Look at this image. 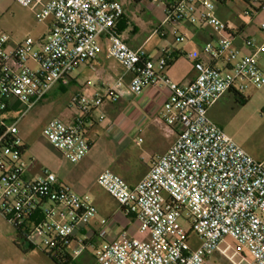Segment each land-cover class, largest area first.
Masks as SVG:
<instances>
[{
	"label": "built area",
	"instance_id": "1",
	"mask_svg": "<svg viewBox=\"0 0 264 264\" xmlns=\"http://www.w3.org/2000/svg\"><path fill=\"white\" fill-rule=\"evenodd\" d=\"M37 0H16L23 8ZM163 5V20L151 35L162 37L172 25L178 41V24L209 28L211 41L185 56L195 77L186 85L172 82L164 73L172 56L165 49L156 59L142 46L131 49L116 30L123 15L117 0H45L35 11L51 26L38 42L26 38L8 48L10 38L0 31V214L26 235L37 231L49 257L65 252L71 264L85 250L76 233L89 224L95 208L87 197H79L55 174L42 170L26 177L27 161L15 123L7 124L3 114L13 103L26 110L35 106L56 83L67 84L74 68L94 59L107 43V55L122 68L123 75L105 95L75 94L70 106L81 116L65 123L53 119L42 134L71 164L79 162L89 149L83 115L98 108L105 99L124 94L123 77L129 76L128 90L134 95L144 88L163 87L167 97L161 122L174 129L169 148L155 157L146 175L127 185L109 170L96 183L133 217L141 238L125 234L104 241L94 255L98 264H264V164L254 160L219 127L207 111L225 93L244 92L264 85L258 56L264 44L242 39L249 54L234 45L237 32L215 15L214 0H146ZM243 15L264 13V0H244ZM264 30V24L260 26ZM37 45V48L36 46ZM35 65V70L28 62ZM190 224L185 231L180 218ZM108 221L101 219L97 236L106 239ZM196 236L198 246H190ZM229 238L232 244L226 241ZM239 258V260H235Z\"/></svg>",
	"mask_w": 264,
	"mask_h": 264
},
{
	"label": "crops",
	"instance_id": "2",
	"mask_svg": "<svg viewBox=\"0 0 264 264\" xmlns=\"http://www.w3.org/2000/svg\"><path fill=\"white\" fill-rule=\"evenodd\" d=\"M44 1L37 0L31 8L36 11ZM239 1L245 8L244 0ZM140 2H146V8L152 5L146 0ZM225 3H216L215 15L231 30L237 32L238 36L234 45L239 48L241 53L249 54L251 51L244 47L243 38L253 40L256 45L264 44V30L260 28L264 24V13L257 12L254 16L247 17V20L236 16L228 22L220 17L219 12ZM45 22V28L37 36L35 42L41 40L48 32L51 19ZM122 22L123 16L116 23V30L129 48L137 49L142 46L154 59L158 57L161 49L170 53L172 59L162 71L178 85H186L193 80L196 74L185 55L190 51L197 50V47H200V50L211 41L213 35L209 28H198L182 22L177 27L179 34L184 36V40L178 41L176 35L173 34L174 27L166 25L164 35L158 36V43L146 49L149 40L154 36L150 34L143 40H136L129 35L131 32L125 30V25ZM21 41L23 40L10 39L8 48ZM100 45V53L94 59L82 62L74 68L68 77L67 84L56 83L47 93L49 94L53 90V101L58 105L53 119L69 123L80 117V111L69 104L73 95H91L94 92L105 95L106 90L122 77L121 66L107 55V43L101 40ZM35 46L37 48V45ZM257 60L259 68L264 74V55H259ZM129 81V76L123 77L121 89L124 94L116 98L105 99L100 107L91 109L83 115L89 149L73 168L74 170L75 168L76 170L85 168L86 172L89 171L91 174V177L88 178L89 181H94L93 179L107 169L127 185L133 186L146 175L153 159L164 153L175 139L174 129L169 130L160 120L163 104L167 97L166 89L146 87L141 94L134 95L128 90ZM47 94L37 104L42 102ZM67 101H69L68 104ZM240 102L242 103L240 104ZM19 106L18 103H13L3 114V119L5 120L11 111L15 113ZM228 112L233 115L239 114L244 122L245 130H256L262 137L261 146L257 149H253L248 144L238 146L254 160L264 164V85L260 88L248 87L242 93L234 91L225 93L209 107L207 115L211 122L222 129ZM18 136L23 143L19 132ZM23 147V158L27 161L26 177L32 179L42 170L39 165L31 162L27 154V145L23 143ZM53 154L55 158L53 174L57 177L58 182L69 187L77 196L87 197L95 208V215L89 224L76 233L71 241V244H74L76 240L82 241L85 246L83 253L72 263L84 264L90 261V257L94 259V256H89L86 253L87 248L94 247L96 251L104 241L116 239L124 234L132 238H141L133 217L125 215L108 193L106 194L116 205L111 206L106 198H101L93 190V185H91L93 182L86 185V183L82 184L81 178L80 182L79 180H70L69 174L62 172L58 164L63 156L57 150ZM101 219L108 221L107 229L109 230L106 239L97 236Z\"/></svg>",
	"mask_w": 264,
	"mask_h": 264
},
{
	"label": "rangeland",
	"instance_id": "3",
	"mask_svg": "<svg viewBox=\"0 0 264 264\" xmlns=\"http://www.w3.org/2000/svg\"><path fill=\"white\" fill-rule=\"evenodd\" d=\"M117 1L123 8L122 24L125 25V30L131 32L129 35L136 40H143L148 37L163 20V5L160 3L152 4L146 8V2H136L134 0ZM243 11L244 7L239 0H227L219 12L222 19L230 22L236 16L242 20H247V17L243 15ZM45 25V21L39 22L36 20L35 11L31 7H20L16 0H0V30L6 33L10 39L24 40L29 37L36 41L37 36L43 32ZM158 41L159 37L154 35L149 40L146 49L151 48ZM199 48L197 47L196 49L199 50ZM28 66L35 70V65L31 61L28 62ZM69 101H67V104ZM57 107L58 105L53 101L52 90L39 104L28 110L20 105L15 113L9 112L5 119L7 124L15 123L19 135L23 138V143L27 145V154L31 162L39 165L41 170H47L51 173H53V166L55 165L53 154L55 150L43 136L42 131L45 124L53 119L57 112ZM221 130L239 146L248 144L253 149L261 146L262 137L256 130H245L244 122L239 114L233 115V113L228 112ZM58 164L62 172L69 174L68 178L70 180H79L80 182L81 178L83 180L82 184L86 183V185L93 182L91 183L93 190L101 198H106L109 205H116L108 194L98 187L96 184L97 177L93 179L94 181H89L88 178L91 177V174L89 171L86 172L85 168L82 170L81 168L77 170L75 168L74 170L73 167L77 164H71L64 158L60 159ZM178 223L185 231L190 229V224L185 217L180 218ZM17 233V230L0 214V264H54L42 244L43 237L40 233L31 231V229L27 231L30 247L22 238H17ZM15 241H17L18 246ZM226 241L232 244L229 238H226ZM189 242L192 248L198 246L196 236L193 233L190 234ZM96 244L98 246L97 242ZM70 247L75 246L71 244ZM95 252L94 247H88L86 250L89 256H94ZM235 260L238 261L239 258ZM211 262L213 264L221 263L217 255L211 259ZM79 264L83 263L79 262ZM84 264L98 263L90 257V261Z\"/></svg>",
	"mask_w": 264,
	"mask_h": 264
},
{
	"label": "trees",
	"instance_id": "4",
	"mask_svg": "<svg viewBox=\"0 0 264 264\" xmlns=\"http://www.w3.org/2000/svg\"><path fill=\"white\" fill-rule=\"evenodd\" d=\"M136 2H140L141 0H134ZM216 3H224L226 2L227 0H214ZM242 102H240L241 104ZM2 132V128L0 127V133ZM17 230V238L18 239H23L28 247H30V243L26 240V235L24 233H22L21 231H19L18 229ZM15 244L18 246V243L17 241H15ZM50 259L52 260V262L54 264H71V261H70V257L65 253H57L54 257H50Z\"/></svg>",
	"mask_w": 264,
	"mask_h": 264
}]
</instances>
